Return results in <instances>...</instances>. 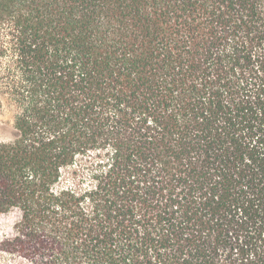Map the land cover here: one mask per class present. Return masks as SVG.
Here are the masks:
<instances>
[{
	"label": "trees",
	"instance_id": "obj_1",
	"mask_svg": "<svg viewBox=\"0 0 264 264\" xmlns=\"http://www.w3.org/2000/svg\"><path fill=\"white\" fill-rule=\"evenodd\" d=\"M0 108L13 262L264 264V0H0Z\"/></svg>",
	"mask_w": 264,
	"mask_h": 264
},
{
	"label": "rangeland",
	"instance_id": "obj_2",
	"mask_svg": "<svg viewBox=\"0 0 264 264\" xmlns=\"http://www.w3.org/2000/svg\"><path fill=\"white\" fill-rule=\"evenodd\" d=\"M10 119H11V112L7 108H0V138L1 137H6L9 136L12 132V129L10 127ZM80 162V161H78ZM84 161H81V164L84 165ZM81 164H79L78 167L80 168V171L78 172V178L82 175L85 176L86 169H83L81 167ZM87 164V163H86ZM74 177L76 178L75 175H73L70 171V173H66L65 178L73 181ZM11 222V218L7 216H0V236H2L4 233L8 232L9 230V224ZM13 263V264H22L19 262H13L11 258H9L7 255L0 253V264H8V263Z\"/></svg>",
	"mask_w": 264,
	"mask_h": 264
}]
</instances>
